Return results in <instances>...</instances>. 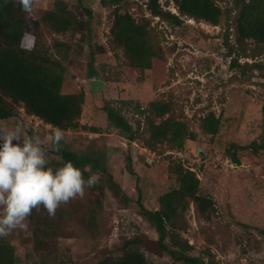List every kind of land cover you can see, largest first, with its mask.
Returning a JSON list of instances; mask_svg holds the SVG:
<instances>
[{"label": "rangeland", "instance_id": "obj_1", "mask_svg": "<svg viewBox=\"0 0 264 264\" xmlns=\"http://www.w3.org/2000/svg\"><path fill=\"white\" fill-rule=\"evenodd\" d=\"M54 1L34 0L27 26L31 36L41 29L39 15ZM65 1L71 10L91 20L92 32L85 39L71 32H42L48 44L60 39L72 45L62 90L86 96L81 128L63 131L60 146L96 157L122 192L117 197L106 186L107 175L88 167L98 174L103 192L86 188L83 197L62 204L54 216L45 210L42 215L50 231L41 250L34 247L29 217L26 228L4 236L19 246L14 264H96L107 255L119 256L124 243L135 238L143 240L151 264L169 263L158 234L141 210L158 209L159 197L178 186V178L170 170L173 163L195 171L202 193L216 203L217 214L212 218L201 215L193 202L185 213L187 227L182 235L196 254L214 264H264V149L254 152L251 147L264 142V51L254 58L241 56L244 48L253 46L240 47L236 41L228 14L232 1L215 0L224 11L219 25L182 17V25L173 26L152 16L147 0H122V12L150 22L154 39L164 52L161 71L148 70L143 75L127 69L124 50L111 42L115 6L104 5L102 0ZM160 3L165 10L179 14L171 0ZM227 37L234 49L231 56ZM233 59L238 61L235 66ZM153 101L170 103L172 115L195 134L194 139L185 140L181 150L165 144L155 150L146 147L149 133L144 130L146 114L141 108H149ZM107 105L121 109L134 128L142 123L137 140L128 141L109 127ZM210 113L221 119L216 135L202 126ZM17 121L23 122L29 135L31 130L38 131L51 146L54 128L22 109L0 125L11 127ZM91 127L100 132H92Z\"/></svg>", "mask_w": 264, "mask_h": 264}, {"label": "trees", "instance_id": "obj_2", "mask_svg": "<svg viewBox=\"0 0 264 264\" xmlns=\"http://www.w3.org/2000/svg\"><path fill=\"white\" fill-rule=\"evenodd\" d=\"M171 1L179 14L165 10L160 0H147V7L152 16L173 26L182 25V17L219 25L224 12L215 0ZM231 1L233 7L228 14L230 26L235 29L236 41L240 47L253 46L250 49L244 48L241 56L254 58L260 51H264V0ZM102 2L104 5L115 6L111 42L124 50L128 60L127 69L137 75H143L148 70L160 72L164 63V52L154 39L150 22L146 19L138 21L131 14L122 12V0ZM33 9L34 0H31L29 11L22 10L18 0H0V121L16 117L22 109L27 115L53 128L58 126L63 131H76L81 128L79 120L86 96L84 92L65 94L62 90L66 74L65 64L71 58L72 45L60 39H54L48 44L42 32L43 29L58 35L71 32L85 39L92 32L91 20L71 10L65 0H55L51 8L39 15L41 29L36 36H31L27 26ZM226 42L231 56L234 49L229 44L228 37ZM237 62V59H233L232 66L237 65ZM141 109L146 114L144 130L149 133L145 143L147 148L155 150L165 144L172 149L181 150L185 140L195 138L189 126L172 115L170 103L153 101L149 108ZM105 111L109 127L117 130L121 137L128 141L139 138L141 122L138 128H134L122 110L113 105H107ZM220 124V117L210 113L203 119L202 126L207 133L216 135ZM91 130L94 133L100 132L96 127H91ZM33 133L34 130H31L30 135ZM251 147L254 152H258L264 149V142L253 143ZM47 148L51 166L55 167L58 164L55 159L57 154L53 152L52 146ZM238 148L244 150L247 147ZM59 154L81 168L85 178L92 174L91 169H101L108 177L107 188L117 197L121 196L120 186L96 157L82 154L67 146H60ZM231 158L233 162H238L235 156ZM170 170L177 176L178 186L159 197L158 209L142 207L141 214L158 234V243L170 260L167 264H214L213 261L197 255L194 246L182 233L187 227L185 213L191 202L195 203L198 212L206 218L217 214L216 203L213 197L202 193L201 180L195 171L181 163H173ZM92 188H99L103 192L104 186L97 182ZM44 213L45 210L40 207L33 209L29 216L33 221L36 250L45 248L46 237L49 236L50 226L42 215ZM90 228L93 230L94 225ZM143 244L141 238L128 240L123 245L122 254L107 255L96 264H151L142 248ZM18 252L17 244L4 236L0 237V264H14Z\"/></svg>", "mask_w": 264, "mask_h": 264}, {"label": "clouds", "instance_id": "obj_3", "mask_svg": "<svg viewBox=\"0 0 264 264\" xmlns=\"http://www.w3.org/2000/svg\"><path fill=\"white\" fill-rule=\"evenodd\" d=\"M18 3L24 11L31 8V0ZM63 138V129L54 127L50 140L58 164L53 167L38 131L29 135L21 121L0 126V237L26 228L33 209L43 207L54 216L62 204L83 197L86 188L97 184L98 174L85 178L81 168L59 154Z\"/></svg>", "mask_w": 264, "mask_h": 264}]
</instances>
